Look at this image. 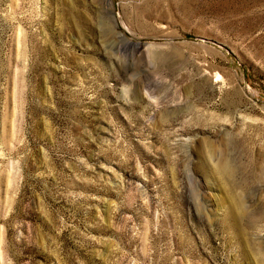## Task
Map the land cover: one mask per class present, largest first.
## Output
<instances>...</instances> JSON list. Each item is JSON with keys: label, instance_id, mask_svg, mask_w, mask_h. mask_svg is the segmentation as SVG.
Wrapping results in <instances>:
<instances>
[{"label": "rangeland", "instance_id": "rangeland-1", "mask_svg": "<svg viewBox=\"0 0 264 264\" xmlns=\"http://www.w3.org/2000/svg\"><path fill=\"white\" fill-rule=\"evenodd\" d=\"M0 264H264V0H0Z\"/></svg>", "mask_w": 264, "mask_h": 264}, {"label": "water", "instance_id": "water-1", "mask_svg": "<svg viewBox=\"0 0 264 264\" xmlns=\"http://www.w3.org/2000/svg\"><path fill=\"white\" fill-rule=\"evenodd\" d=\"M113 2L115 3V5H116V13H118V0H113ZM182 40H184V41H190V42H204V43H207V44H209V45H211V46H214V47H216V48H218V49H220V50H222V51H224L225 49L222 47V45L221 44H218L217 42H214V41H207V40H204V39H195V38H187V39H174V40H172V39H169V40H162V41H182ZM156 40H154V39H145V40H143L142 42H144V43H148V42H155ZM229 57H231V55L229 54L230 52H228V51H224ZM232 58V57H231ZM256 102H259L258 100H256L254 97H252Z\"/></svg>", "mask_w": 264, "mask_h": 264}]
</instances>
